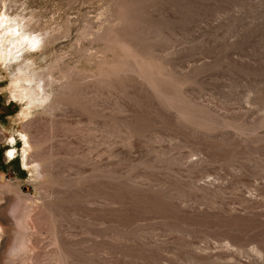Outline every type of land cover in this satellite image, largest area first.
<instances>
[{
  "label": "rangeland",
  "instance_id": "rangeland-1",
  "mask_svg": "<svg viewBox=\"0 0 264 264\" xmlns=\"http://www.w3.org/2000/svg\"><path fill=\"white\" fill-rule=\"evenodd\" d=\"M0 264H264V0H0Z\"/></svg>",
  "mask_w": 264,
  "mask_h": 264
},
{
  "label": "bare ground",
  "instance_id": "bare-ground-1",
  "mask_svg": "<svg viewBox=\"0 0 264 264\" xmlns=\"http://www.w3.org/2000/svg\"><path fill=\"white\" fill-rule=\"evenodd\" d=\"M32 45H34V44H32ZM18 81V80H17ZM19 82V83H18ZM17 82V85L16 84H14V87H16V89L14 88V87H12L11 89H10V91H14V90H17V97H18V99L19 100H26L25 102L27 103V104H30V102L32 101V100H35V98H34V96L32 95V93H30L29 91H28V86H24L25 84L24 83H27V82H25V81H23V80H19ZM12 94V96L14 97V93H11ZM32 103V102H31ZM24 110H26V109H24ZM30 110V109H29ZM25 114L27 113V112H25V111H23ZM22 111H21V113H23ZM20 113V112H19ZM28 113H30V112H28ZM21 116V115H20ZM27 116V115H26ZM25 117V116H24ZM23 118V117H22ZM14 141V138L12 137V136H9V142H13ZM24 141V140H23ZM24 145V144H23ZM27 145V144H26ZM26 148V147H25ZM24 150V149H23ZM7 155H6V157L8 158V159H12L13 157H14V151L13 150H8L7 152Z\"/></svg>",
  "mask_w": 264,
  "mask_h": 264
},
{
  "label": "clouds",
  "instance_id": "clouds-1",
  "mask_svg": "<svg viewBox=\"0 0 264 264\" xmlns=\"http://www.w3.org/2000/svg\"><path fill=\"white\" fill-rule=\"evenodd\" d=\"M5 155H7V153Z\"/></svg>",
  "mask_w": 264,
  "mask_h": 264
}]
</instances>
